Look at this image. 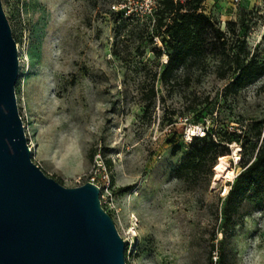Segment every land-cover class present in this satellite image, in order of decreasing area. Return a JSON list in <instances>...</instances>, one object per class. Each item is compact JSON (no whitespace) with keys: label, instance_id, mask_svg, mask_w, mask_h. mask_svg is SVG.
Returning <instances> with one entry per match:
<instances>
[{"label":"rangeland","instance_id":"1","mask_svg":"<svg viewBox=\"0 0 264 264\" xmlns=\"http://www.w3.org/2000/svg\"><path fill=\"white\" fill-rule=\"evenodd\" d=\"M156 6L0 0L16 47L13 91L30 159L63 186L94 179L125 241L127 264H264V178L233 223L225 225L221 213L238 158L252 159L262 142L264 74L225 92L230 71L209 30L205 55L160 81L166 54ZM200 8L227 45L236 49L243 40L264 64V0H204ZM190 123L240 134L223 155L228 180L213 184V167L209 181L203 173L189 181L176 175L190 149L183 134Z\"/></svg>","mask_w":264,"mask_h":264},{"label":"water","instance_id":"2","mask_svg":"<svg viewBox=\"0 0 264 264\" xmlns=\"http://www.w3.org/2000/svg\"><path fill=\"white\" fill-rule=\"evenodd\" d=\"M17 66L0 7V264H127L99 187L63 186L30 159L13 91Z\"/></svg>","mask_w":264,"mask_h":264},{"label":"trees","instance_id":"3","mask_svg":"<svg viewBox=\"0 0 264 264\" xmlns=\"http://www.w3.org/2000/svg\"><path fill=\"white\" fill-rule=\"evenodd\" d=\"M204 0H156L154 27L156 34L165 46L166 61L159 75L162 82H168L175 73L194 62L199 61L206 52V34L210 30L212 38L218 41L220 65L226 64L230 71V81L225 85L227 93H235L264 74V64L258 63L253 55L249 56L245 42L239 39L236 49L231 48L223 32L215 27L209 17L201 10ZM232 21H228L230 24ZM161 54V49H158ZM221 78L226 71H217ZM261 127L258 128L260 136ZM223 131L221 127H207L202 136L193 135L188 141L190 149L176 168V175L189 181L201 173L209 181L217 159L230 152L231 144L239 141L240 134ZM241 150L246 145L240 142ZM256 149V150H255ZM253 158L240 157L241 170L230 182L224 196L222 215L224 224L233 223V215L239 204L252 193L259 192L264 178V132L259 146L254 144ZM217 258L220 255L217 254Z\"/></svg>","mask_w":264,"mask_h":264},{"label":"bare ground","instance_id":"4","mask_svg":"<svg viewBox=\"0 0 264 264\" xmlns=\"http://www.w3.org/2000/svg\"><path fill=\"white\" fill-rule=\"evenodd\" d=\"M227 159H228V156H220L217 159V161L213 167V170H214L213 184H216V182L221 180V179H227L228 180V178L231 177L230 176L231 173H229ZM226 192L227 191H225V189H224V193H226Z\"/></svg>","mask_w":264,"mask_h":264},{"label":"built area","instance_id":"5","mask_svg":"<svg viewBox=\"0 0 264 264\" xmlns=\"http://www.w3.org/2000/svg\"><path fill=\"white\" fill-rule=\"evenodd\" d=\"M206 128H207V126L204 125L203 123H192V124L190 123L186 127V130L184 131L183 134L186 138H188V140H190L193 135H199V136L204 135ZM29 150H30V148H29ZM239 160H240V158H238L237 163L239 162ZM90 181L96 184V182L94 181L93 178H91ZM212 258L214 259V261H216L217 255L215 253H213Z\"/></svg>","mask_w":264,"mask_h":264},{"label":"snow or ice","instance_id":"6","mask_svg":"<svg viewBox=\"0 0 264 264\" xmlns=\"http://www.w3.org/2000/svg\"><path fill=\"white\" fill-rule=\"evenodd\" d=\"M219 167V166H218Z\"/></svg>","mask_w":264,"mask_h":264}]
</instances>
